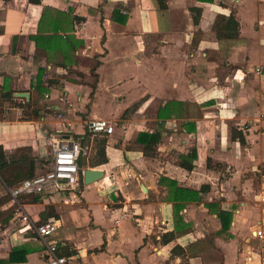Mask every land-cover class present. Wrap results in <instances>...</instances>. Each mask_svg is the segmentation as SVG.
Listing matches in <instances>:
<instances>
[{
  "label": "crops",
  "instance_id": "crops-1",
  "mask_svg": "<svg viewBox=\"0 0 264 264\" xmlns=\"http://www.w3.org/2000/svg\"><path fill=\"white\" fill-rule=\"evenodd\" d=\"M218 15L235 17L237 38H217ZM260 66L264 0H0V93L13 92L0 115L6 155L28 148L36 166H52L55 143L79 141L83 156L89 120L115 126L95 136L106 139L107 163L89 165L88 140L82 170H102L99 182L38 202L19 196L36 223H58V255L69 264H264L253 236L264 226ZM27 105L39 115L26 117ZM142 132L160 136L150 156ZM192 150L188 171L179 162ZM167 180L206 186L180 211L179 230ZM9 189L0 180V199ZM198 211L208 220L194 222ZM219 211L233 214L229 231ZM12 218L0 219V264H47L40 240ZM16 249L26 261L9 263Z\"/></svg>",
  "mask_w": 264,
  "mask_h": 264
},
{
  "label": "trees",
  "instance_id": "trees-1",
  "mask_svg": "<svg viewBox=\"0 0 264 264\" xmlns=\"http://www.w3.org/2000/svg\"><path fill=\"white\" fill-rule=\"evenodd\" d=\"M200 2L212 3L215 0H199ZM193 12H196V17H194V22L198 23V17L201 14L200 8H193ZM212 30L216 33V36L219 40L223 39H235L239 36V23L235 19L233 15L229 17L218 15L213 24ZM42 77L43 73L40 71L37 89L40 92L46 91L45 88L42 87ZM53 83V82H52ZM57 83V82H56ZM51 85V82L49 83ZM13 92L7 91L3 89L0 93V115L3 111V107L6 103H13ZM31 105H27L24 107V115L26 117L38 116L39 112L35 110H31ZM2 116H0V119ZM241 143H245V138L241 132L238 133ZM98 136V134L88 133L83 139V144L92 137ZM138 143L144 144V153L145 155H152L157 151L158 144L160 142V136L155 134H149L142 132L139 134ZM106 139H99L97 137L94 138V146L90 151V157L88 159V163L91 167H98L108 162L106 156ZM32 152L31 149L22 148L19 149L16 153L11 156L6 155L3 147H0V174L4 183L10 189L18 188L22 182L28 178L35 176L36 174V163L35 160L30 156ZM197 159V154L195 150H192L188 155L182 156L179 165L188 170L192 171L194 168L193 161ZM81 168L82 165L80 164ZM83 169V168H82ZM81 185H83V176H80ZM169 186L171 187V199L175 202V215L177 221V230L180 229L179 223L182 221L180 211L185 207L188 202H198L200 201V193L206 189V186H202L200 190H193L189 188H184L178 185V183L174 180H167ZM47 193L35 194L32 195V201L38 202L40 199L44 198ZM11 199V196L0 199V206H2L5 202ZM210 206V205H209ZM15 209V205L4 214H0V219L4 217V221L8 222L13 216ZM219 218L223 223L224 231H229L231 221L233 218V214L231 212L219 211ZM3 220V219H2ZM175 238L174 232H169L162 237L163 243H169ZM26 250L24 249H16L13 250L10 254V258L8 260L9 263H17L26 261ZM23 254L22 257H20Z\"/></svg>",
  "mask_w": 264,
  "mask_h": 264
},
{
  "label": "built area",
  "instance_id": "built-area-1",
  "mask_svg": "<svg viewBox=\"0 0 264 264\" xmlns=\"http://www.w3.org/2000/svg\"><path fill=\"white\" fill-rule=\"evenodd\" d=\"M257 73H263L264 66L256 68ZM90 133L112 135L114 124L104 119H92L87 122ZM53 141V138H52ZM83 148L79 141H64L55 143L53 147V164L43 173L28 178L16 189H9V195L15 205L12 221L21 224L23 231L36 235L46 248L47 264H69V260L58 255V243L55 235L59 225L54 220L36 223L19 200L21 195H35L48 191L64 192L68 188L75 189L79 186V179L83 171L80 166ZM0 180H2L0 174ZM262 245L264 253V226L255 231L253 235Z\"/></svg>",
  "mask_w": 264,
  "mask_h": 264
},
{
  "label": "water",
  "instance_id": "water-1",
  "mask_svg": "<svg viewBox=\"0 0 264 264\" xmlns=\"http://www.w3.org/2000/svg\"><path fill=\"white\" fill-rule=\"evenodd\" d=\"M24 95V94H23ZM25 97V96H22ZM90 149V141L86 143L84 153L82 156L81 164L82 166H87V156ZM104 176V172L102 170H92V169H85L83 171V181L86 185L93 184L99 182Z\"/></svg>",
  "mask_w": 264,
  "mask_h": 264
},
{
  "label": "rangeland",
  "instance_id": "rangeland-1",
  "mask_svg": "<svg viewBox=\"0 0 264 264\" xmlns=\"http://www.w3.org/2000/svg\"><path fill=\"white\" fill-rule=\"evenodd\" d=\"M50 167H51V165H49V162L44 161L42 164H38V166H36L37 173H43V172L47 171ZM79 183H81L80 179H79ZM200 213H201V211H198V213H197L198 215L195 217L194 222L195 221H200V222H203L204 223L205 221L208 220L206 218V215L203 216ZM187 218L189 219V217H187ZM190 229L191 228H189V230Z\"/></svg>",
  "mask_w": 264,
  "mask_h": 264
}]
</instances>
